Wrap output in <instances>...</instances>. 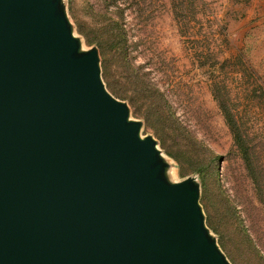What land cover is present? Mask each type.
Returning <instances> with one entry per match:
<instances>
[{
	"label": "water",
	"instance_id": "95a60500",
	"mask_svg": "<svg viewBox=\"0 0 264 264\" xmlns=\"http://www.w3.org/2000/svg\"><path fill=\"white\" fill-rule=\"evenodd\" d=\"M59 0H0V264H228Z\"/></svg>",
	"mask_w": 264,
	"mask_h": 264
},
{
	"label": "rangeland",
	"instance_id": "374dc122",
	"mask_svg": "<svg viewBox=\"0 0 264 264\" xmlns=\"http://www.w3.org/2000/svg\"><path fill=\"white\" fill-rule=\"evenodd\" d=\"M59 3L164 179L198 186L227 263L264 264V0Z\"/></svg>",
	"mask_w": 264,
	"mask_h": 264
},
{
	"label": "trees",
	"instance_id": "16d2710c",
	"mask_svg": "<svg viewBox=\"0 0 264 264\" xmlns=\"http://www.w3.org/2000/svg\"><path fill=\"white\" fill-rule=\"evenodd\" d=\"M150 114V113H149ZM230 121V119L228 118V122Z\"/></svg>",
	"mask_w": 264,
	"mask_h": 264
}]
</instances>
